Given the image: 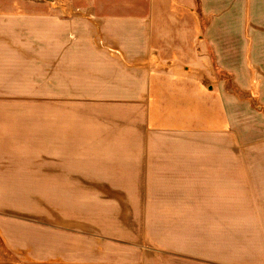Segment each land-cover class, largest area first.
Instances as JSON below:
<instances>
[{"label":"crops","instance_id":"0c3cea01","mask_svg":"<svg viewBox=\"0 0 264 264\" xmlns=\"http://www.w3.org/2000/svg\"><path fill=\"white\" fill-rule=\"evenodd\" d=\"M144 1L0 7V264H249L233 221L264 220V147L233 167L224 76L253 88L264 0Z\"/></svg>","mask_w":264,"mask_h":264},{"label":"rangeland","instance_id":"374dc122","mask_svg":"<svg viewBox=\"0 0 264 264\" xmlns=\"http://www.w3.org/2000/svg\"><path fill=\"white\" fill-rule=\"evenodd\" d=\"M31 1L34 0H0V7L5 11H22L26 7H29ZM96 0H40L42 3L52 5L59 14L73 15L69 13L70 9H91L88 11L94 13ZM106 6L112 8L115 11H119L116 14L121 15H138L142 14L147 8L148 1L144 0H105ZM129 10V11H128ZM137 11V12H136ZM77 12V11H75ZM258 63V64H257ZM253 71V88L251 90H241L239 86L234 82L233 77L225 75L224 78L228 84V88L239 101L238 107L233 109L235 116L240 115L247 117V131H248V147L247 157L243 158L240 151L241 148H237L234 145L233 148V167H256L257 156L254 152V148L259 144L260 147H264V60L257 61ZM246 113V114H245ZM243 127V126H242ZM235 132H240L236 129ZM264 165V161L262 162ZM260 206V208L258 207ZM249 212H264V204H251L248 208ZM257 224L250 229V223ZM263 222V225L262 223ZM248 225V229L246 228ZM242 227V226H241ZM233 248L243 249L242 253L233 252V255H242L243 259H247L249 264H255L258 260L264 263V220H248L243 222V227L237 229L235 221H233Z\"/></svg>","mask_w":264,"mask_h":264}]
</instances>
